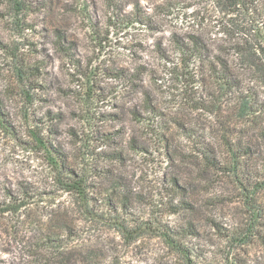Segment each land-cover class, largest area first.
Here are the masks:
<instances>
[{"label":"rangeland","instance_id":"374dc122","mask_svg":"<svg viewBox=\"0 0 264 264\" xmlns=\"http://www.w3.org/2000/svg\"><path fill=\"white\" fill-rule=\"evenodd\" d=\"M138 1L152 14L155 0ZM109 16L105 0H0V264H264L263 228L226 237L257 223L254 207L264 215L263 142L237 113L197 105L195 84L169 78L160 52L175 58L173 22L108 28ZM227 125L254 146L236 174L224 171L235 161ZM45 142L86 195L63 190ZM189 223L198 235L178 238L198 249L191 263L164 237Z\"/></svg>","mask_w":264,"mask_h":264},{"label":"trees","instance_id":"16d2710c","mask_svg":"<svg viewBox=\"0 0 264 264\" xmlns=\"http://www.w3.org/2000/svg\"><path fill=\"white\" fill-rule=\"evenodd\" d=\"M155 1L153 8L149 7L152 11L150 14L148 10L142 9L138 0H126L130 6L127 13L123 12L120 0H105L110 13L108 28L122 26L129 29L135 25L150 28L153 15L169 19L175 24V31L170 35L175 58L170 57L166 51L160 52L169 78L187 79V82L195 84L197 105L203 108L216 107V111L223 108L233 112L232 114L237 113L241 125L249 126L254 131L252 135L264 144V101L260 99L264 92V0ZM92 35L94 38L100 36L96 30L92 31ZM103 41L105 40L101 39ZM117 77L123 80L125 75L119 73ZM145 112L155 119L161 117L151 104ZM223 132L225 148L232 159H235L233 167L225 168L224 171L236 174L241 168L239 159L250 157L254 153V146L252 141L246 140L248 135L245 133L248 131L235 132L227 125ZM43 146L52 155L59 173L63 174V190L77 196L86 195L85 187L79 182L78 176L66 166L64 155L50 142H45ZM211 153L210 150H203L201 156L211 168H216L215 158ZM239 185L244 187L241 181ZM121 201V209L118 206L113 207L116 212L126 209L125 201ZM253 209L257 212L256 215L252 213L255 218L253 222L257 223H248L238 233L227 232V238H261L257 229H264V223H259L264 215L260 209ZM187 233L198 235L189 223L185 229L166 231L164 237L183 259L191 263V257L199 256L198 249L185 248L179 243V238ZM59 240V237H52L48 243L52 249L55 244L56 248H62ZM68 248L71 249L70 246ZM72 249L77 248L73 246Z\"/></svg>","mask_w":264,"mask_h":264}]
</instances>
